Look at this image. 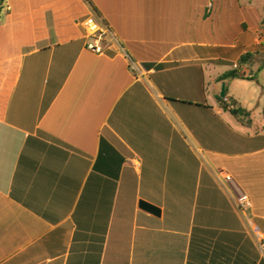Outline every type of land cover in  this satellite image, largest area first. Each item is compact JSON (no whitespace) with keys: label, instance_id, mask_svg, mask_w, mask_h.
Masks as SVG:
<instances>
[{"label":"crops","instance_id":"0c3cea01","mask_svg":"<svg viewBox=\"0 0 264 264\" xmlns=\"http://www.w3.org/2000/svg\"><path fill=\"white\" fill-rule=\"evenodd\" d=\"M2 3L0 264H264V0Z\"/></svg>","mask_w":264,"mask_h":264},{"label":"built area","instance_id":"2783aa9c","mask_svg":"<svg viewBox=\"0 0 264 264\" xmlns=\"http://www.w3.org/2000/svg\"><path fill=\"white\" fill-rule=\"evenodd\" d=\"M83 28L86 32V37L90 39L89 42H87L86 47L88 50L100 54L103 52V49L101 47V43L108 41L113 42L114 39L111 37L110 32L108 31L107 27L100 22L98 19H96L93 16L86 17L84 21L82 22ZM234 69L238 68V65L233 66ZM227 181H230V177H226ZM237 207L239 210H245L251 206V201L249 197L241 193L237 197ZM256 243L259 248V251L262 253L264 257V237L260 234L255 235Z\"/></svg>","mask_w":264,"mask_h":264},{"label":"rangeland","instance_id":"374dc122","mask_svg":"<svg viewBox=\"0 0 264 264\" xmlns=\"http://www.w3.org/2000/svg\"><path fill=\"white\" fill-rule=\"evenodd\" d=\"M0 7H3L2 1L0 2ZM231 88L234 90L237 96L236 98H239L237 100H239L242 105L250 108L251 118L253 121L258 122L262 120L261 112L263 107L257 105V100H255V92L253 90L255 85L252 80L245 82L236 80L233 82Z\"/></svg>","mask_w":264,"mask_h":264},{"label":"trees","instance_id":"16d2710c","mask_svg":"<svg viewBox=\"0 0 264 264\" xmlns=\"http://www.w3.org/2000/svg\"><path fill=\"white\" fill-rule=\"evenodd\" d=\"M2 1V0H0ZM252 58V54L251 53H246L245 55H243L240 60H239V64L244 65L246 64L250 59ZM227 79H243V80H250V78L246 77L245 74L240 70V69H236V70H231L228 71L226 73H224L223 75H221L218 78V81H225ZM224 93H226V90L224 91ZM223 98H219V101L223 103ZM223 108L225 110H227L235 119H237L238 122H240L243 125H250L251 120L249 118V112H247L245 109L238 107L237 109L235 108H228V105L223 104ZM262 115L264 117V107L262 109Z\"/></svg>","mask_w":264,"mask_h":264},{"label":"water","instance_id":"95a60500","mask_svg":"<svg viewBox=\"0 0 264 264\" xmlns=\"http://www.w3.org/2000/svg\"><path fill=\"white\" fill-rule=\"evenodd\" d=\"M224 83L222 84L221 87V92H220V97L223 98L224 97ZM139 208L150 213L153 214L155 216H159V209L157 207H155L154 205H151L145 201H140L139 202Z\"/></svg>","mask_w":264,"mask_h":264}]
</instances>
